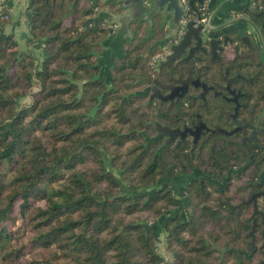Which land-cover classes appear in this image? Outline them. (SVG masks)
Segmentation results:
<instances>
[{"label":"trees","instance_id":"trees-1","mask_svg":"<svg viewBox=\"0 0 264 264\" xmlns=\"http://www.w3.org/2000/svg\"><path fill=\"white\" fill-rule=\"evenodd\" d=\"M97 6L28 0L26 45L42 48L40 61L19 50L0 15V264H160L157 229L169 264H264L261 217L251 245L246 204L264 168L261 156L244 166L248 155L237 146L164 147L154 125L174 127L182 112L152 106L145 96L149 39L134 30L136 39L104 73L98 62L107 31L88 24ZM231 63L245 72L238 59ZM253 73L263 75V67ZM193 172L181 206L171 184L161 182Z\"/></svg>","mask_w":264,"mask_h":264},{"label":"flooded vegetation","instance_id":"flooded-vegetation-1","mask_svg":"<svg viewBox=\"0 0 264 264\" xmlns=\"http://www.w3.org/2000/svg\"><path fill=\"white\" fill-rule=\"evenodd\" d=\"M113 2L114 0H110L104 4V0H98L96 3L98 4L97 10L107 9L116 14L121 13L122 11L117 6H111ZM143 4L149 10V0H144ZM179 4L184 8L185 12L188 11L187 5L185 7L181 0ZM251 5L256 6L252 12L243 10L242 13H231L237 14L235 17L241 14L248 16L253 25L259 29L261 37H259L253 26L244 24V29L248 33L247 36L241 38L231 36L232 43L224 46L223 50L217 53L216 58L213 59L209 54L197 53L198 61L186 60L180 62L181 59L186 57V53H184L171 65L159 71L156 69V65L158 61L167 55L171 45L168 41L163 45L160 44L168 33L167 26L162 27L160 19L155 18L152 33L149 35L147 23L134 22L130 24L129 29L134 33V39L131 42L127 40L123 42L122 55L119 59L113 60L112 66L116 61L121 60L126 44H131L136 39L134 30L143 31V34L141 33L143 35L142 39H149V54H153L150 60L153 72H149V86L145 90V96L152 106L164 107L168 110L169 107L174 105L182 112V114H179L178 122L174 127L169 128L160 124L154 125L157 139H162L164 147L182 142L189 143L191 146L190 150L194 149L198 143L199 145L207 143L211 149L228 148L231 145L246 151L248 161L244 166L253 163L254 157L261 156V161L264 162V51L260 40L262 38L264 42L262 33L264 22L261 25H257L254 21L256 18L264 17V4L259 0H254ZM99 7L101 9H98ZM205 8L199 7L198 9L201 16L197 21L204 19V22H200L203 24L208 19V15L204 14ZM231 13L228 18H230ZM101 24L107 31L108 26L104 23ZM179 30L176 35V42L182 36V34L178 36ZM154 38L156 39L154 40ZM237 45L243 47L239 54L235 52ZM255 49L260 53L257 58ZM102 53H100L99 57L102 62L107 64L106 54L101 57ZM234 59H238L245 72L239 74L235 71L234 65L231 63L234 62ZM258 64L263 67V75L253 73L254 66ZM112 66L110 64L109 69ZM188 66L193 69L192 73L188 71ZM208 68V71H210L209 75L206 74ZM172 70L175 72L185 70L186 74L177 73L174 75ZM181 87L183 89L179 90ZM171 94L172 98H169L168 96ZM158 107L157 109H159ZM185 114H188V116L192 115V117L188 118ZM212 114H215V119H212L213 123L207 124L205 118ZM218 116L225 121V129L220 128ZM238 169L242 170L243 167L231 169V171ZM194 177H198L196 172H193L188 177L184 176V182L186 183L187 180H191ZM255 187L256 190L251 193V196L264 190V168L259 174V181ZM260 201L264 202V197L260 196L256 199V206H258ZM247 205L252 208L253 213V204ZM261 207H264V204H261ZM256 214L261 217L263 240L260 247L264 248V213L257 208ZM251 219L252 226L253 220H255L256 227V217L254 216ZM252 238L254 241L253 236H251V241Z\"/></svg>","mask_w":264,"mask_h":264},{"label":"water","instance_id":"water-1","mask_svg":"<svg viewBox=\"0 0 264 264\" xmlns=\"http://www.w3.org/2000/svg\"><path fill=\"white\" fill-rule=\"evenodd\" d=\"M98 0H89L91 5H95ZM110 0H104V4ZM180 0H149V10L143 4L144 0H114L112 7L117 6L122 12L116 14L107 9L98 11L94 18L88 20L90 25H98L104 23L108 26L107 35L102 40L101 46L112 47L116 50V56L119 59L122 55V44L126 40L131 42L134 39V33L130 31L129 26L134 22H145L148 25V34L152 33L154 19L159 18L162 27L167 26L168 33L160 42L163 45L165 42H170L167 55L158 61L156 69L159 71L162 68L168 67L172 62L177 60L182 54L186 53V57L181 59L180 62L186 60L198 61L197 53L209 54L212 58L217 57V53L222 51L224 46L232 43L231 36L239 38L246 37L247 31L244 26L250 25L256 29L257 34L260 36V31L255 27L251 19L245 14H241L235 18H228L231 12H240L248 10L252 12L256 7L251 5L254 0H241L240 6L236 11H232L227 5L232 0H223L216 6L211 7V0H188V11L185 12L179 4ZM264 4V0H259ZM199 7H206L204 14L208 15L205 24L197 23L201 13ZM189 13V14H188ZM245 24V25H244ZM183 29L182 36L177 40V32ZM261 40V47L264 51V42ZM107 54L106 51H103ZM100 63V57L99 62ZM112 66V64H111ZM183 88H179L182 90ZM172 98V94L168 96ZM241 169L233 171L239 172ZM264 197V190L260 193H255L251 196L247 204H253V213L251 218H254L257 213L256 199ZM255 227V220H253L252 231L250 235L253 236ZM253 245V238L251 241ZM252 252L250 253V255Z\"/></svg>","mask_w":264,"mask_h":264},{"label":"crops","instance_id":"crops-1","mask_svg":"<svg viewBox=\"0 0 264 264\" xmlns=\"http://www.w3.org/2000/svg\"><path fill=\"white\" fill-rule=\"evenodd\" d=\"M221 1H223V0H211V2H210L211 7L216 6ZM240 2H241V0H232L227 5V9L229 8L232 11H236L238 9V7L240 6ZM27 4H28V0H8L7 5L9 8L8 9L9 10V21L5 27V30L7 33L13 35V37L17 41V44H18V47L20 50L30 51L31 53H33L34 57L38 58V60H39L43 56L42 48L38 44L31 45V46L26 45V40L29 36V34H28L29 15L26 11ZM235 15H237V14L231 13L230 18L235 17ZM102 49H103V51H106V53H107L106 54L107 64H106V62H102V59L100 58L101 59L100 65H101V68L104 70V73H105L109 69L110 64L113 63V60L117 59V56L115 54L116 51L111 46L110 47L108 46V47H105ZM103 55H105V54L102 53L101 57H103Z\"/></svg>","mask_w":264,"mask_h":264},{"label":"rangeland","instance_id":"rangeland-1","mask_svg":"<svg viewBox=\"0 0 264 264\" xmlns=\"http://www.w3.org/2000/svg\"><path fill=\"white\" fill-rule=\"evenodd\" d=\"M6 27V26H5ZM5 33H7L6 32V30H5ZM7 34H9V33H7ZM15 39V38H14ZM16 41V40H15ZM17 42V41H16ZM19 48V47H18ZM20 50V49H19ZM21 52H25L24 50H20ZM38 61H40V59L38 60ZM36 85L33 87V89H32V91L33 92H35L36 91ZM148 94V93H147ZM20 103L22 104V105H24V104H28V103H30V98L29 97H27V98H24V99H22L21 101H20ZM114 173L117 175L118 173H116L115 171H114ZM185 181V179L184 178H181V179H174V180H170V179H164L161 183H164V182H166V183H169V184H171V188H172V190L176 193V197H177V199L179 200V202H180V205L181 206H185L186 205V201L184 200V197H183V195H181V189H182V185L185 183L184 182ZM148 191H151V189H148ZM17 225H19V222H18V224ZM159 228H160V226H159ZM158 231H156L158 234V243H157V245H156V251H157V253L160 255V256H162V260H164V263H166V264H169V263H172V261H173V259H172V256L171 255H169V253L166 251V249H165V234L164 233H162V231H161V229H157Z\"/></svg>","mask_w":264,"mask_h":264},{"label":"built area","instance_id":"built-area-1","mask_svg":"<svg viewBox=\"0 0 264 264\" xmlns=\"http://www.w3.org/2000/svg\"><path fill=\"white\" fill-rule=\"evenodd\" d=\"M182 4L186 7L188 0H181ZM8 0H0V15L1 18L4 20L9 19V10L7 7ZM197 23L204 22V19H200L199 21H196ZM183 29L181 28L179 30V35L182 34ZM160 264H166L164 263V260Z\"/></svg>","mask_w":264,"mask_h":264}]
</instances>
